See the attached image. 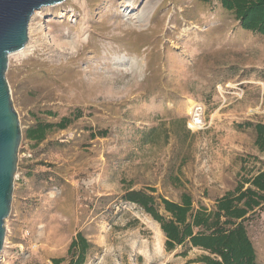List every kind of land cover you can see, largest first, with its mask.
I'll use <instances>...</instances> for the list:
<instances>
[{
    "label": "rangeland",
    "instance_id": "rangeland-1",
    "mask_svg": "<svg viewBox=\"0 0 264 264\" xmlns=\"http://www.w3.org/2000/svg\"><path fill=\"white\" fill-rule=\"evenodd\" d=\"M82 2L34 13L25 52L9 57L23 137L0 264H52L78 232L93 244L86 264H188L204 251L166 250L160 224L122 196L154 188L213 208L264 169L254 126L264 123V35L220 0H87V12ZM65 116L67 128L25 138ZM245 225L264 264V209Z\"/></svg>",
    "mask_w": 264,
    "mask_h": 264
},
{
    "label": "trees",
    "instance_id": "trees-1",
    "mask_svg": "<svg viewBox=\"0 0 264 264\" xmlns=\"http://www.w3.org/2000/svg\"><path fill=\"white\" fill-rule=\"evenodd\" d=\"M245 30L264 35V0H220ZM70 117L58 122L38 120L25 131V138L39 143L49 132L65 129ZM256 143L264 150V123L254 125ZM105 136V134H99ZM233 190L217 198L213 208L195 207L192 196L183 194L174 201L148 190H127L125 201L139 205L159 224L165 234V247L173 251L179 246L204 251L188 264H256L257 253L248 234L245 221L257 209H264V169L245 174ZM93 248L84 233L78 232L71 240L63 257L52 259V264H86ZM187 251L183 252L186 255Z\"/></svg>",
    "mask_w": 264,
    "mask_h": 264
},
{
    "label": "water",
    "instance_id": "water-1",
    "mask_svg": "<svg viewBox=\"0 0 264 264\" xmlns=\"http://www.w3.org/2000/svg\"><path fill=\"white\" fill-rule=\"evenodd\" d=\"M66 0H0V252L3 248L5 219L11 211L14 179L23 133L7 77L9 57L25 48L33 14L46 6Z\"/></svg>",
    "mask_w": 264,
    "mask_h": 264
},
{
    "label": "bare ground",
    "instance_id": "bare-ground-1",
    "mask_svg": "<svg viewBox=\"0 0 264 264\" xmlns=\"http://www.w3.org/2000/svg\"><path fill=\"white\" fill-rule=\"evenodd\" d=\"M132 3H134V1H129V2H126V5H127V7H129V8H131L132 7ZM88 3H87V0H83V2H82V5L84 6V9L86 10V12H87V8H88V5H87ZM40 12H42L41 10H38V11H36L35 12V14H40ZM151 13V12H150ZM64 14V13H63ZM148 15V14H147ZM87 36V35H86ZM83 37V36H82ZM84 38H86V37H84ZM81 42V39H78V43H80ZM25 50H26V47L25 48H23V49H21V50H19V51H16V52H13L11 55H18V54H22V53H24L25 52ZM10 55V56H11ZM197 105V102H195L194 100H188V102H187V110H188V112L190 113V114H193V110H194V107Z\"/></svg>",
    "mask_w": 264,
    "mask_h": 264
},
{
    "label": "built area",
    "instance_id": "built-area-1",
    "mask_svg": "<svg viewBox=\"0 0 264 264\" xmlns=\"http://www.w3.org/2000/svg\"><path fill=\"white\" fill-rule=\"evenodd\" d=\"M203 110L202 107L199 105H196L193 110L192 114V120L190 126L193 128L201 127L204 124V118H203Z\"/></svg>",
    "mask_w": 264,
    "mask_h": 264
}]
</instances>
